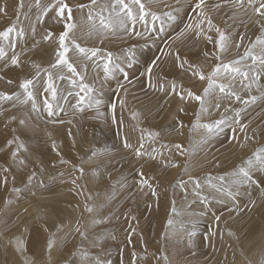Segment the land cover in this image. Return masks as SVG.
I'll return each instance as SVG.
<instances>
[{
    "label": "rangeland",
    "instance_id": "obj_1",
    "mask_svg": "<svg viewBox=\"0 0 264 264\" xmlns=\"http://www.w3.org/2000/svg\"><path fill=\"white\" fill-rule=\"evenodd\" d=\"M42 2L46 3L47 0H42ZM24 3L25 7L19 9V0H0V6H7V16L0 14V30L15 22L18 27L23 28L26 32L24 40H17V52L31 47L33 38L30 26L36 24V16L39 11L35 7L34 0H24ZM72 3H88V0H72ZM168 3L172 5V8L163 10L172 11V15L176 19L168 21L165 18L164 31L151 34L155 43H153V39L145 41L143 38L109 37L103 45H100L95 39H88L86 36L81 37L80 42L82 44L89 47H101L122 58L121 61L117 62L121 63V67L128 72L129 79L132 81L128 85L127 108L121 112L119 105L117 107V118L118 120L123 119V125L113 123L109 111L110 103L116 102L119 98L115 94L116 80L105 81L102 68L95 67L91 61L87 62V82L95 85L94 96L102 101L99 111L105 114L103 117L97 115L95 106L88 107L87 103H85L82 113L73 114L71 105H74L78 99L74 95L77 90L71 88L67 79L63 81L54 80L58 90L56 101L51 100L50 93L44 92L43 80L36 87L38 106H42L45 99L52 102L54 107L59 104L65 111L61 112L55 119H63L64 124L47 123L49 118L41 107L40 113H31L29 128L22 129L16 123L5 128L4 123L7 117L15 114L20 118L29 110L30 106L18 105L17 108H12L11 102H0V112L4 113L3 116H0V148H3L7 139L13 136L12 129L17 128L16 134L20 136L28 149L27 152L22 151L20 155V158L25 160L26 166L12 163L9 156L10 150L0 152V164L8 165L11 163L9 184L7 188L0 185V232L5 233L0 239V264H22L23 258L7 243L9 238L16 236H20L24 240L28 255L36 259L38 264H43L47 259L46 241L50 232L55 231L56 224L74 223L77 218L82 223L89 222L88 214L83 212V202L89 194L93 196L97 205H103V207L98 208L99 216L109 217L107 223L97 225L91 231L106 238L102 244L106 251L111 254L110 258L113 264H121V259H123V264H130L131 253L136 251L143 255L144 245L147 246L149 254L156 253L159 255L160 249H165L172 264H247L248 259H260L261 249L264 247V240H262V235H264V202L260 200L258 192L252 193V198L256 200V206L249 205L251 211H245L238 217L228 220L227 226L224 223L219 225V229L224 230L223 239L217 235L211 242L214 244L213 247L205 239L209 230H217L212 218L193 215V213H198L202 206L194 204L188 207L189 201L192 199L191 195L185 200L180 189L173 188L176 180L183 176L180 169L163 170L151 163L144 166V171L148 176L156 177L159 193L158 208L155 197H152L147 191L140 193L137 190L135 181L138 179L136 170L139 168V162L122 147L125 136L135 145L140 134L139 129L136 128L137 121L131 118L130 113L133 110L140 113V127L149 130H170L174 124L172 116L176 115L179 103L178 99L173 97L168 106H163L164 98L148 87L147 75H141V73H145L146 67L155 57L162 56L161 49L170 50L169 45L171 50L178 49L182 56H187L192 61L202 59L201 52L205 48L203 43L197 45L191 36L177 38L194 15L188 0H180L179 4H176L175 0H168ZM30 4L32 5L31 8H29ZM153 7L156 8L157 5H153ZM233 11L230 7H225L223 11L213 13L215 22L222 28L228 29V26L233 24L230 19ZM76 15L79 19V13ZM239 19L238 16L236 31L244 32L245 29L239 26ZM160 26V21H157L156 28L159 29ZM47 28L60 31L62 25L56 24L49 14L43 24H37L36 39H40L41 34ZM136 28L143 31L141 24H137ZM254 32L255 29L249 31L252 38H254ZM54 47V45H42L41 49L23 55L21 59L24 62V70L12 66L5 69L3 68L4 62L0 61V76L3 77L0 80V91L9 94L20 91L18 89L19 81L26 76L31 78L34 75L31 68L32 62H36L42 67H47L49 63L54 62ZM211 47V45H207L209 50ZM128 49L134 53V62L131 67L123 62V58L128 55ZM242 51L243 49H241ZM11 54L9 51V56ZM96 63L102 64L103 62L96 58ZM153 72L166 76L168 80L175 79L178 84L182 82L186 87H193V90L198 93L206 86L198 81L190 80L187 74L174 67L171 57L160 63V67L154 68ZM116 75L122 79L119 72ZM153 78L155 79V76ZM9 79L13 81L12 84L7 83ZM261 83H264V79L261 80ZM68 91H72L73 95L68 96ZM252 94L259 95L255 88H253ZM120 95L122 96L123 93ZM63 97H67V102ZM236 106L239 107V105ZM196 110L197 105L191 103L186 106V114H180V119L185 124L183 136H177L172 132L170 135H165L164 139L168 142L182 143L185 148L189 149L195 146L200 137L204 135L203 130L192 129V124L195 121L193 113ZM221 111L223 110L221 109ZM226 115L231 116L232 113ZM212 118L218 119L219 116L214 114ZM69 120L72 121L71 124L67 122ZM242 120L248 124V135H255V139L250 141L245 149L240 150L238 146L229 143L231 132L226 126L224 133L213 137L203 151L191 156V163L197 165L192 168L193 175L204 177L209 173L213 175L223 174L230 171L255 148L264 145V102L257 101L256 104H250L242 113ZM48 132L52 133L51 138L48 136ZM53 142H55L56 150H53ZM145 147H149L147 142ZM93 151L103 153V155L98 156L94 162L87 163ZM57 152L60 155H57ZM61 157L71 161V165L79 166L84 162L85 173L83 178L78 181L79 189H74L70 183V178L77 173L71 165L61 164ZM213 158L221 162L220 168L212 166ZM175 159L183 163L184 158L176 156ZM97 165L102 172L99 179L92 174ZM32 171L37 172L36 180L31 186L32 191H35L37 195L33 197L31 192L24 191L19 197H16L11 192L12 176L17 178L16 186L23 188L24 185L21 181H26L27 175ZM61 172L64 173L63 177L60 176ZM109 174L111 179H109ZM125 178L129 187L121 188L118 182ZM183 178L187 179L186 176ZM37 180H43L46 187H37ZM205 194L208 193L205 192ZM5 200H11L12 203L6 205ZM173 201H175V207L181 215H175L171 212ZM246 203L247 198H242V206ZM25 208L28 209L27 212L24 211ZM215 208L218 213L220 211L225 212V217L222 220L227 218L228 214L223 206L215 205ZM170 215L174 219L177 233L180 232L181 228L190 231L191 222L198 221L197 235L193 238L192 247L188 246L186 236L180 242H177L176 239L166 241L162 238L163 234L168 231L166 223ZM131 216H135L136 220H131ZM45 222L49 229L48 232L43 230ZM129 225L136 228V233L132 237L133 244L125 247L124 238L129 231ZM228 229H231L236 235L230 237ZM109 233L115 234L117 239L113 241L107 238ZM141 236L143 242L140 241ZM80 243L81 240L78 236L75 239L69 237L65 249L53 252V258L57 264H63L70 250ZM121 249H123L122 257ZM148 264H155L151 256H149Z\"/></svg>",
    "mask_w": 264,
    "mask_h": 264
},
{
    "label": "snow or ice",
    "instance_id": "obj_2",
    "mask_svg": "<svg viewBox=\"0 0 264 264\" xmlns=\"http://www.w3.org/2000/svg\"><path fill=\"white\" fill-rule=\"evenodd\" d=\"M175 2L179 4L180 0H175ZM188 3L194 15L177 38L191 36L197 45L203 43L205 48L201 52L202 59L192 61L187 56H182L178 49L171 50L169 45L170 50L161 49L162 56L155 57L146 67L145 73H141V75H147L148 87L164 98L163 106H168L173 97L178 99L176 115L172 116L174 124L170 130H149L140 127V113L133 110L130 115L133 120L137 121L136 128L139 129L140 134L135 145L125 136L122 147L139 162V168L136 170L138 179L135 181L137 190L140 193L147 191L152 197H155L157 208L159 207V193L156 177L148 176L144 171V166L151 163L163 170H181L187 179L181 176L176 180L173 188H179L185 200L191 195L192 199L189 201L188 207L194 204L202 206L201 210L198 213H193V215L212 218L217 230H209L205 239L210 242V246L214 247L211 242L217 235L223 239L224 230L219 229L221 223L227 226L228 220L238 217L245 211H251L249 205L256 206V200L252 198L253 192H258L260 200L264 202V145L255 148L230 171L220 175L211 173L204 177L193 175L192 168L197 165L191 163V156L203 151L213 137L225 132L226 126L231 132L229 143L238 146L240 150L245 149L248 143L255 139V135H248V124L243 122L242 113L250 104H256L257 101L264 102V83H261V80L264 79V0H188ZM34 4L39 11L36 16V24L30 26L33 38L31 47L22 49L21 52L16 51L17 40H24L26 32L23 28L18 27L17 23H10L0 30V61L4 62L3 68L5 69L12 66L24 70V62L21 57L27 52L41 49L42 45L55 46V59L47 67L32 62L31 68L34 75L31 78L26 76L19 81L18 89L20 91L11 94L0 91V102H11L12 108H17L18 105L30 106L29 110L20 118L15 114L7 117L4 127L7 128L10 124L16 123L22 129L29 128L31 113H40L41 107L49 118L47 123L53 125L65 123L63 119H55L61 112L65 111L59 104L54 107L52 102L45 99L42 106H38L36 87L41 80L45 85L44 92L50 93L51 100L56 101L58 90L54 80L63 81L67 79L71 88L77 90L74 95L78 99L74 105H71L73 114L82 113L84 105L87 103L88 107L95 106L97 115L103 117L105 114L99 111L102 101L94 96L95 85L87 82L86 70L89 61L95 67L102 68L105 81L116 80L115 94L119 98L116 102L110 103L109 111L112 122L123 125V119L118 120L117 118V107L119 105L121 112L127 108L128 85L132 81L129 79L128 72L121 67V63L117 62L121 61L122 58L101 47H89L82 44L80 42L81 37L86 36L88 39H95L100 45H103L109 37L143 38L145 41L153 39V43H155L151 34L164 31L165 18L168 21L176 19L172 15V11L163 10L171 9L172 5L168 3V0H88V3H72V0H47L45 3L42 0H34ZM153 5H157V7L154 8ZM24 7V0H19L18 8L23 9ZM31 7L30 4L29 8ZM225 7L234 10L230 17L233 24L229 25L228 29L217 24L213 16V13H219ZM77 13H79V19ZM0 14L7 16L6 5L0 6ZM49 14L56 24L62 25V30L54 31L52 28H47L41 34L40 39H36L37 24H43ZM238 16L240 17L239 26L245 29L244 32L236 31ZM157 21L161 23L159 29L156 28ZM137 24L142 25L143 31L137 30ZM250 29H255L254 38L249 35ZM207 45L212 46L211 50L207 48ZM241 49H243L242 52ZM9 51L12 53L11 56H9ZM127 52L128 55L123 58V62L131 67L134 62V53L131 49H128ZM169 57L173 59V66L187 74L190 80L206 85L201 92L198 93L193 90V87H186L182 82L178 84L175 79L168 80L166 76L153 72L154 68H159L160 63ZM96 58L103 63H96ZM117 72L121 74L122 79L117 77ZM2 79L3 77L0 76V80ZM7 83L12 84L13 81L9 79ZM253 88L259 95L252 94ZM120 93L123 95L121 96ZM72 95L73 92L68 91V96ZM63 99L67 102V97H63ZM191 103L197 105V110L193 113L195 121L192 124V129L203 130L204 135L200 137L195 146L189 149L185 148L182 143L168 142L164 137L172 132L177 136L184 135L185 124L180 119V114H186V106ZM227 113H232V115L228 116ZM214 114L218 115L219 118L213 119ZM3 115L4 113L0 112V116ZM67 122L72 123L71 120ZM12 132L13 136L7 139L5 146L0 148V152L10 150V161L19 166H26L25 160L21 159L20 155L22 151L27 152L28 149L20 136L16 134L17 128H13ZM47 134L51 138L52 133L48 132ZM146 142L149 145L148 148L145 147ZM53 150H56L55 142H53ZM57 155L60 153L57 152ZM100 155L103 153L93 151L87 163L94 162ZM176 156L183 157V163L176 160ZM60 163L71 165V161L65 160L63 157H61ZM83 163L79 166L71 165L77 173L70 178V183L74 189L80 188L78 181L83 178L85 173ZM211 163L215 168L222 166L216 158H213ZM10 174L11 163L8 165L0 164V185L7 188ZM92 174L97 179L101 177L102 172L99 165L93 169ZM60 176L63 177L64 173L61 172ZM36 177L37 172L32 171L27 175L26 181H21L24 185L21 188L16 186V176H12L11 192L19 197L22 192L29 191L35 197L37 193L32 191L31 186ZM109 179H111L110 174ZM118 183L121 188L129 187L126 178ZM36 186L39 188L46 187L43 180H37ZM245 197L247 203L242 206L241 200ZM11 203V200H5L6 205ZM215 205H221L226 209L227 218L222 220L225 217V212L220 211L218 213ZM99 207H103V205H97L93 196L89 194L83 202V212L89 216L88 223H82L77 218L74 223L55 225V231L50 232L46 241L47 259L43 264H57L53 258V252L62 251L66 247L68 238L75 239L77 236L81 243L70 250L63 264H113L110 258L111 254L106 251L102 244L106 238L91 231L97 225L107 223L109 220V217L99 216ZM24 211L27 212L28 209L25 208ZM171 212L175 215H181L175 207V201H173ZM131 220L135 221L136 217L131 216ZM197 223L198 221H192L190 231L181 228L180 232L177 233L174 219L170 215L166 223L168 231L163 234L162 238L166 241L176 239L177 242H180L186 236L188 246L192 247L193 238L197 235ZM43 230L49 231L46 222ZM135 233L136 228L129 225V231L124 238L125 247L133 244L132 237ZM4 235L5 233L0 232V239ZM228 235L233 237L236 234L228 229ZM107 238L113 241L117 239L116 235L112 233H109ZM262 240H264V235H262ZM140 241L143 242L142 236ZM7 243L23 258L22 264H38L36 259L28 255L27 246L20 236L9 238ZM120 252L122 257L123 249ZM143 252L144 254L141 255L133 251L130 264H148L149 256L154 259L155 264H172L163 248L160 249L159 255L156 253L149 254L147 246L144 245ZM121 264H123V259H121ZM247 264H264V247L261 249L260 259H248Z\"/></svg>",
    "mask_w": 264,
    "mask_h": 264
},
{
    "label": "bare ground",
    "instance_id": "obj_3",
    "mask_svg": "<svg viewBox=\"0 0 264 264\" xmlns=\"http://www.w3.org/2000/svg\"><path fill=\"white\" fill-rule=\"evenodd\" d=\"M33 220V219H32Z\"/></svg>",
    "mask_w": 264,
    "mask_h": 264
}]
</instances>
